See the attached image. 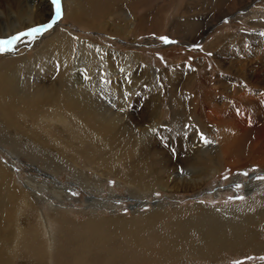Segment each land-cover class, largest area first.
<instances>
[{
	"label": "bare ground",
	"instance_id": "bare-ground-1",
	"mask_svg": "<svg viewBox=\"0 0 264 264\" xmlns=\"http://www.w3.org/2000/svg\"><path fill=\"white\" fill-rule=\"evenodd\" d=\"M180 1L181 0H179V2ZM250 1L252 2L255 0H239V3L232 2L230 7L228 8L229 10L227 9L226 11H224V14L234 15L235 11L238 10L241 5H243L244 3L246 5V2L248 4ZM182 3L184 2H181V4ZM55 10L56 9L52 4V0H50V2L48 0H0L1 39L7 40L12 36H16L18 33L26 32L31 28L49 23L50 18L53 17ZM70 12H72V10H70ZM78 15L79 11L77 9L74 12V16L77 17ZM131 15H134V17H132V20H134V22L132 21L131 23L130 20L127 21L131 23L129 24L128 32L130 34H133L132 32H134L137 26V19L134 11L131 13ZM195 15L182 20V24L188 29L193 30L194 28H200V30L197 32L196 30L190 32L191 34H195V36H193L194 42L197 39L203 40V38H205L207 34L214 31V28L218 22L217 19H215L216 17L214 16ZM196 19H199L200 21ZM201 20L203 22H201ZM166 22L168 21L166 20ZM58 24L59 23L57 22L54 27L45 30L42 34L33 33L32 37H26L18 43L14 42L15 49L13 51L0 54V135L5 136L9 139V141L6 140L4 142H10L12 145H14L13 152L18 153L17 149L24 148V150L28 153L27 155H41L40 157H42L45 162H49V169L50 167L53 169L57 165L60 167L63 166V164H65V166L70 164L72 165L73 172L77 179H82L81 182H83V180L85 182L86 180H88L87 173L82 170L83 165L80 162L67 158V151L69 150H72L73 152L78 154H84V157H86V161L88 164H94L97 167L101 168H98L100 172L97 174L100 182H102V179L105 175H108V168L113 167V164H115L116 160L113 159L112 156H134V158L130 159L128 162L127 174H125L126 176L120 179H122L123 182H125L128 186H135L136 188H138L140 184V186L144 187L146 191L145 195L147 196H149L151 192L156 190L158 187L161 189L165 187L162 184H169L170 180H172L171 182H173V188L179 187V185L181 184L179 183V181L183 180L187 181L186 183L181 184V187L183 188H194L197 186L199 187L202 182H205V180L213 177L218 171L222 170L227 162L230 165H233L234 168L239 167L240 164L238 163L241 159L230 158V156L232 152L235 151L236 146L241 144L240 142L243 140L247 132L250 131L251 123L245 120L251 119L252 113L262 114L259 111H262L260 109H264V94L260 95L257 98L254 96L255 90L264 87V36L252 37L250 33H248L249 31H247V34L245 33L242 35L226 33L228 37L225 36L226 38L220 37L219 39H217L215 44L216 46L218 43L220 47V43H223L220 48L222 56H216L215 58L217 64L219 65V72H221L219 73L221 76L217 80L220 85L218 87V91H213L212 89L210 91H205L204 86L207 82V74L200 75L195 73L194 70L187 71L185 74L183 72L184 70L180 72H174V78L179 82L178 86L177 83H175L174 85L175 93L180 100V104H177L179 106H177L176 108L175 106L171 107L173 117H181L184 121L187 118L188 114L192 115L193 111H190L189 113L186 108H189L191 105L193 107L194 101L195 106L197 105L196 101H198L199 104L204 107H206V103H210L213 106L206 112V117L211 122V125L208 128L209 133L210 135L214 133V135H211L210 140L215 141V153L217 154V158L207 163L208 161H206V159H204L201 155L190 154L183 146V144H180V140L177 139V137H175L172 133H168V135H165L163 130H161L160 133L161 135H163L162 138H166L170 141L169 148L162 146L160 143L162 141L159 142L152 137L150 129L152 128V126L156 125V121L159 120L160 106L158 105V103H161V101H158L152 106L145 102L141 106L139 105L140 108L137 113L133 114L131 118L129 117V121L134 123V125H139L144 128L142 129L140 127V129H137L136 136L139 138L138 143L141 140H145L147 137V139L151 140L153 148L149 149L148 147H139L138 143L135 144L136 139L129 140L127 143L129 145L128 146L125 143V139H128L130 130L127 129L128 127L127 125H125L126 122H123L126 117V111L119 112V115H117L115 112V117L111 113L103 114L101 108L97 107V105H95L94 103V100L89 97L88 88L79 87L82 82H80V78L78 77L77 72L73 70L75 69L73 67V61H75V59L77 58L76 63L82 64V66L79 65L81 66L80 68L82 71V77L85 76L90 81H97L99 78L98 73L96 72L97 67L93 62L94 57H89L86 54L84 55L81 51L85 50V44H83L81 48H77L78 46H75L77 44V41L73 39L74 37H64L62 39V37L59 36L60 31H58ZM63 36H66L64 32ZM3 47L12 48V45L5 44L3 45ZM232 47H235L238 53H236ZM75 48L78 50L77 56L76 58L72 56L75 59L72 58V60H70L69 56L72 54V52L75 51ZM99 50H101L103 55L100 56V58L102 59L101 63L103 65L102 74L104 82L102 83L104 84V86L107 85L109 87L111 86V83L108 80V76H114L117 70L110 66L111 60L109 59V53H106V55H104L105 49L99 48ZM131 58L132 57L130 53H128V55L125 54V56H117L114 61H118L119 63H121V70H126V74H128V70H130V68L128 67L131 66ZM53 62H55V67L57 64L58 66H60V72L56 73L55 75V68H52ZM63 62H65L64 66H62L61 64ZM144 70L147 72L146 69ZM65 77L70 78L72 82L70 85H64V81H67L65 80ZM32 82H35L37 84L36 88H26V85L28 86ZM102 83L100 82L101 85H103ZM114 87L115 85L113 84L111 88L114 90ZM131 90H133V88L129 89V93ZM191 91H194L196 93V98L194 100L192 98ZM110 92L112 91L110 90ZM218 95L219 98H217ZM232 100L241 104L245 103L248 108H244L242 105L237 107L235 106L234 110L239 114V119L237 121L235 120V122L232 121V123H230L228 122V120L233 117V112L227 111L226 105L229 101ZM43 121L45 123L47 122L46 125L50 129V131H56V133H54L52 136L54 138V143L52 144L47 142L45 134L44 136H42L41 134L42 132L40 124L41 122L44 123ZM55 127L60 130H64V132L60 134L58 130H55ZM66 128L70 130L68 131ZM255 134L256 135L253 138V144L251 145V148H248V151H250V153L247 154V157L250 159L252 157H256L254 150L257 147H260L259 141L262 140L261 137L262 135H264V131L261 125L256 128ZM245 139L247 140V138ZM50 140L51 142L53 141L52 139ZM126 145L128 146V148L124 147ZM262 147L264 148V144ZM241 149H243V147ZM126 150H129L131 152L135 150V154L127 152ZM243 151L245 152V150ZM244 152L242 154H244ZM55 154L58 155L56 156V158L54 156ZM261 155L262 158L258 157L255 159L256 161H254L264 164V153ZM245 160L246 161L244 163L246 164V157ZM245 164L241 163V165ZM182 167H188L192 169L191 175L189 176H195L193 178V183H190L191 180L188 179L189 176L184 171L178 172V174L175 172L176 175H172L173 173L171 172H173V170ZM8 170L9 169H7L6 166L2 165L0 162V264H15L16 257L14 253L16 254V252L20 250V243H26L31 237L33 240L37 239L40 235V230L42 231V228L40 229L41 222L45 235H47L50 244H53L54 233L52 228V221L50 220L49 214H46L38 208L36 197H40V195L38 194V190H40L39 187L50 189V191L55 196L57 195L58 198H62L63 195L65 196L66 194L63 193V187L58 186V188L56 189L55 187L51 188L50 186H48V188L45 183L39 185L38 181L32 178H27V180H25V184L22 183L21 185L12 178L13 176ZM175 180L178 182H176ZM152 184L158 185L157 188H152ZM135 187H133V189ZM250 187L252 186L249 185L248 190H250ZM98 188L96 190H100ZM91 200L92 199L90 198L87 202L90 203ZM247 202L245 205L234 206L230 208L225 207V209H209L204 206H195L197 208L195 212L201 214V216H204V218H214L215 223H217L218 221L222 222L219 228H212V230H207L201 226H193L191 222H188L189 229L186 228L187 230H185L183 227L181 228L179 226H176L173 229H168V231L173 232L171 234L168 231L160 232L161 230L158 228L159 221L164 219V217L170 212L167 205L161 202L155 203L154 209L150 210L147 213H144L142 216L140 215L141 217L139 218H137V216L135 215L134 217H132V219L112 217L111 219H109V221L108 219L105 221H98L96 218L91 216L85 222L89 227L90 232L88 231V233H90V236L87 235L88 233L86 234L80 232L75 237V247L77 248L81 246L82 250V262L79 264H92V261L89 258V256L93 255L92 253H94L92 247L104 242L105 238L107 240L110 236H118L119 234H123L128 239V242L129 244H131L132 249L138 251L141 250L140 252L145 254V256L143 257H131V259H128V261L132 260L131 262H137L138 260V262L140 263L143 259V261L145 260L146 262L148 261L152 263H161L168 259L181 260L182 256L187 254L195 257L208 258L210 260L218 259L219 254H221L224 250L226 251V249H240L242 247L240 246L241 244L249 245L248 239H250L251 232L241 229V227L238 225L242 222H244L245 224L247 220H255V217L252 218L253 214L250 213L251 216L247 215L249 213L247 212L249 210V204ZM260 204H262V202ZM88 206L91 208L92 204H88ZM243 206H246V209H244ZM56 207L57 206L52 204L53 209H56ZM136 207L137 206H133L135 214L137 211ZM260 209H258L259 215L264 213V210ZM37 210L39 211V219L35 218L37 216ZM86 210L89 211V209ZM233 219L237 221H234V223H232L231 220ZM240 220H242V222ZM260 221L261 220L257 222L260 224ZM206 222H208V220H205V223ZM261 223L263 222L261 221ZM32 226L33 228H31ZM9 229H11V236ZM144 232L150 233L151 236L155 239L156 237H158L157 239H159V241H162V243H169L170 245L163 246L162 251H160L159 249L157 253H153V251L155 250L152 249L151 243L143 237ZM172 237H176V240H174ZM37 241L38 243L40 242L38 239ZM178 241L180 242V245H176V243H179ZM259 243L261 244V242ZM8 244L10 246V252H8L7 254L5 248H7L6 246ZM30 246H33V248H35V244ZM110 249L111 248L109 247V249L107 250L106 264H117L120 260L124 259V255L121 251L113 253ZM38 253H42V251ZM46 254L47 253H45V256ZM236 254L238 253L236 252ZM36 255L38 257V254ZM224 255L222 254V257ZM49 258L52 257L50 256ZM44 263L45 262H43V264ZM24 264H41V262H39V260L38 262L24 260Z\"/></svg>",
	"mask_w": 264,
	"mask_h": 264
},
{
	"label": "rangeland",
	"instance_id": "rangeland-1",
	"mask_svg": "<svg viewBox=\"0 0 264 264\" xmlns=\"http://www.w3.org/2000/svg\"><path fill=\"white\" fill-rule=\"evenodd\" d=\"M48 1L50 2V0ZM181 2L184 3L181 4ZM232 2L239 3V0H181L180 2L179 0H61L62 14L58 21V31H60L59 36L62 37V39L64 37H74L73 39L77 41V44L75 45L78 46L77 48H81V46L85 44V50H82L81 52L89 57H94L93 62L97 67L96 72L98 73L99 81H90L87 79V77H82V71L80 68L82 64L76 63L78 50L75 48V51L72 52L69 58L70 60H72V58H76L75 61H73V67L75 68L73 70L77 72L78 77L80 78V82H82L79 87L88 88L89 97L94 100V103L95 105H97V107L101 108L103 114L111 113L115 117L116 114H120L119 112L126 111L127 118L125 117V120H123V122H126L125 125H127V129L130 130V136L128 135V139H125L126 144L131 139H136L135 144L138 143L139 138L136 136L137 129H140V127L144 129L142 126L134 125V123L129 121V117L131 118L133 114L137 113L143 103L147 102L152 106L158 101H161V103H158V105L160 106L159 120L156 121V125L152 126V128L150 129L152 137L159 142L162 141L160 142L162 146L169 148L170 141L166 138H162L163 135L160 134L161 130H163L165 135H168V133H172L175 137H177V139L180 140V144H183V146L190 154L201 155L204 159H206V161H208L207 163L217 158V154L215 153V141L210 140L211 135H214V133L210 135L208 128L211 125V122L206 117V112L213 107L212 104L206 103V108L200 105L198 101H196L197 105L195 106L194 101L193 107L191 105L189 107L190 109L188 107L186 108L189 113L190 111H193L192 115L188 114L187 118L184 121L181 117H173L171 107L175 106L176 108L177 106H179L177 104H180V100L175 93L174 85L175 83H177L178 86L179 82L174 78V72H180L184 70L183 72L185 74L187 71L194 70L195 73L200 75L207 74V82L204 86L205 91H210L211 89L213 91H218V87L220 85L217 80L221 76L219 74L221 72H219V65L217 64L215 58L216 56H222L220 48L223 43H220V47L218 43L216 46L215 44L217 39H219L220 37H228L226 33L242 35L245 33L247 34V31H249L248 33H250L252 37L264 36V0H255L252 2L250 1L252 4L250 2L247 4L246 2V5L245 3L241 5L238 10L235 11L234 15H225L224 11H226L230 7ZM77 9L79 11V15L77 17L79 18L74 16V12ZM70 10H72V12H70ZM133 11L135 12V16L137 19V26L134 32H132L133 34H130L128 32V28L129 24H131L132 21L134 22V20H132V17H134V15H131ZM192 15H208L216 17L215 19H217L218 22L214 28L215 32L212 31L207 34L205 38H203V40L197 39L194 42L193 36H195V34H191L190 32H192L193 30H196L197 32L200 30V28H194L192 30L188 29L182 24V20H185V18H190V16ZM129 20L131 21V23L127 22ZM166 20L168 22H166ZM196 20L200 21L199 19ZM201 22L203 21L201 20ZM74 24H76L78 27ZM63 32L66 34V36H63ZM161 37H166L169 42H164L160 39ZM1 38L2 37H0V39ZM98 47L101 49H105L104 55H106V53H109V59L112 61H110V66L117 70L114 76H108V80L111 83V86L109 87L107 85L104 86V84L102 83L104 82L102 74L103 65L101 63L102 59L100 58L102 52ZM232 48L236 53H238L235 47ZM128 53H130L132 57L130 61L131 66L128 67L130 68V70L127 69L130 73H128L129 75L126 74V70H121V63H119L118 61H114L117 56H125V54L128 55ZM72 56H74L75 58ZM54 63L55 62H53L52 64V68H55V75L56 73L60 72V66H58L57 64L55 67ZM61 64L62 66H64L65 62ZM144 69H146L147 72ZM65 78V80L67 81H64V85H70L72 83L70 78ZM100 82L103 85H101ZM113 84L115 85L114 90L111 88ZM36 86L37 84L35 82H32L30 85H26V88L34 89L36 88ZM130 88H133V90H131L129 93ZM110 90L112 92H110ZM191 94L194 100L196 98V93L194 91H191ZM254 94L256 98L260 95H263L264 87L255 90ZM217 98H219V95L217 96ZM173 100H175L177 103ZM241 105L244 108L247 107L245 103L241 104L234 100L227 103L226 110L233 112V117L230 118L228 122L232 123V121L235 122V120L237 121L239 119V114L234 110V107ZM260 110H262L259 111L262 114L252 113L251 119L245 120L251 123L250 131L247 132V134L243 138V142H240L242 145L239 144L236 146L235 151L237 152L233 151L230 156V158H239L242 160V162L241 160H239L240 162L238 164L240 165L238 168H234L233 165H230L227 162L222 170L218 171L213 177L205 180V182H202L199 187L197 186L194 188L181 187L182 183L187 182L185 180L179 181V183L181 184L176 188L172 187V180L169 181V184H162L165 186L162 189L159 187L157 188L158 185L152 184V188L156 187L157 189L152 191L149 196L145 195L146 191L143 186H140V184L139 187L137 186L138 188H136L135 186H128L125 182H123L122 179H120L126 176L125 174H127L128 162L130 159L134 158V156H112V158L116 160L115 164H113V167L108 168V175H105L102 179V182H100L99 178L97 177V174L100 172V170H98L99 167L94 164H88L86 161V157H84V154H78L73 152L72 150H69L67 151V158L80 162L83 165L82 170L87 173L88 180H86V182L84 180L83 182H81L82 179H77V177L75 176L72 165L69 164L65 166V164H63V166L60 167L57 165L53 168L56 170H53L51 167L49 169V162H45L44 159L40 157L41 155H27L28 153L24 150V148L17 149L18 153L13 152L14 145H12L10 142H4L6 140L9 141V139L5 136L0 135V162L2 165L6 166L7 169H9L8 171H10L14 180L22 185V183L25 184V180H27V178H32L37 180L39 185L45 183L47 187H55L56 189L58 188V186L63 187V193H66L62 198H58V196H55L50 191V189L39 187L40 190H38V194L40 195V197H36L37 206L40 210H42L46 214H49L50 220L52 221L54 242L53 244H50L47 235H45L42 222L40 221V229L42 228V231L40 230L41 236L39 235V237L37 238L40 242L38 243L37 239L33 240L31 237L26 243H20V250H18L16 254L14 253L16 257L15 264H24V260L36 262H38L39 260L41 264H43V262H45L44 264L81 263L82 250L81 246L77 248L75 247V237L80 232L86 234L88 233V231L90 232L89 227L85 222L91 216L96 218L98 221H105L107 219L109 221V219H111L112 217L132 219V217H134L135 215L137 216V218H139L144 213H147L150 210L154 209L155 203L161 202L167 205L170 212L164 217V219L159 221L158 228L161 230L160 232L168 231V229H173L176 226H179L181 228L183 227L185 230H187L189 229L188 222H191L193 226H201L204 229L212 230V228H219L222 222L218 221L217 223H215L214 218L206 219L204 218V216H201V214L196 213L195 211L197 209V206H204L209 209H225V207L230 208L234 206L245 205L247 200V203L249 204V210L247 211L249 213L247 215H250V213L253 214L252 218L255 217V220H247L245 224L244 222H242V220H240L242 223H239L238 225L241 227V229L251 232L250 239H248L249 245L241 244L240 246L242 247L240 249H226V251L224 250L221 254H219L218 259L210 260L208 258L195 257L187 254L182 256L181 260L168 259L161 263H152L148 261L146 262L145 260L143 261L142 259L140 263L138 262V260L137 262L133 261V263L131 262L132 260L128 261V259H131V257L134 256L143 257L145 256V254L140 252L141 250L138 251L132 249L131 244H129L128 239L123 234H119L118 236L113 237L110 236L107 240L104 236V242L92 247L94 253H92L93 255H90L89 258L91 259L92 264H106L107 250L110 247V250L113 253L121 251L124 255V259L120 260L117 264H238V262L239 264H264V213L259 215L258 210L260 208V210H264V179H258V177L264 178V164L255 162V159L258 157L262 158L261 154L264 153V148L262 147L264 144V135H262L261 137L263 142L262 140L259 141L260 147H257L254 150L256 157H252V160L247 157V154L250 153V151H248V148H251V145L253 144V138L256 135V128L261 125L264 131V109ZM46 124L47 122H41V134L42 136H44L45 134L47 142L52 144L54 143V138L52 136L54 133H56V131H50ZM66 129L68 131L70 130L68 128ZM55 130H58L60 134L64 132V130H60L57 127H55ZM202 135L207 141H210L205 143L204 140H202ZM245 138H247V140ZM50 139H52L53 141L51 142ZM127 145L124 147L128 148L129 145ZM138 145L141 148H153L151 140L147 139V137L145 140L139 141ZM247 145H249L250 147ZM242 147L243 149H241ZM20 149L22 152L20 151ZM243 150H245V152ZM126 151L135 154V150H133V152L129 150ZM243 152L244 154H242ZM71 155L74 158H72ZM54 156L56 158V156L58 155L55 154ZM245 157L247 159L246 164L244 163L246 161ZM241 163L245 165H241ZM190 169L191 168L188 167H182L173 170V172L171 173H173L172 175H176V173L178 174V172L184 171L189 176L191 175L192 171V169ZM189 177L188 179L192 181H190V183H193V178L195 176H192L190 178ZM237 185H239V187H237ZM249 185L252 186L250 187V190H248ZM133 187L135 188L133 189ZM97 188L100 190H96ZM240 197H242V199H240ZM90 198L92 200L90 203H88L87 201ZM261 202L263 205L260 204ZM52 204L57 206L56 209L52 208ZM88 204H92V207L90 208ZM133 206H137L136 214L133 210ZM243 208L246 209V206H243ZM86 209H89V211H87ZM36 212L37 216L35 215L36 217H31L39 219V211L37 210ZM204 219L206 221L208 220L209 223H205ZM259 220H261L263 223H261L260 221L259 224ZM231 221L232 223H234V221L236 222L237 220L233 219ZM253 223L254 225H257L254 226ZM31 228H33V226ZM10 231L11 229H9V232ZM168 232L170 234L173 233L171 231ZM87 235L90 236V233H88ZM143 237L151 243L152 249L155 250L153 251V253H157L159 249L160 251H162L163 246L170 245L169 243H162V241H159V239H157L158 237H156L155 239L151 236L150 233L144 232ZM173 239L176 240V237H174ZM46 240H48L49 242ZM259 242H261V244ZM252 243L255 244L253 245ZM34 244L35 248H33V246H30ZM157 244H159L160 246ZM176 245H180V242L176 243ZM54 246L57 248H55ZM6 247V250H4L8 254V252H10L9 244ZM41 251L42 253H38ZM236 252L238 254H236ZM45 253H47L46 256ZM36 254H38V257ZM40 254L42 257L40 256ZM222 254L225 255L222 257ZM50 256L52 258H49Z\"/></svg>",
	"mask_w": 264,
	"mask_h": 264
},
{
	"label": "snow or ice",
	"instance_id": "snow-or-ice-1",
	"mask_svg": "<svg viewBox=\"0 0 264 264\" xmlns=\"http://www.w3.org/2000/svg\"><path fill=\"white\" fill-rule=\"evenodd\" d=\"M52 4L54 5L56 10L54 12L53 17L50 18L49 23L31 28V29L27 30L26 32L18 33L16 36H12V37L8 38L7 40L0 39V53H6V52L13 51L15 49L14 42L18 43L26 37H32L33 33L42 34L45 30L51 29L52 27H54V25L59 21L61 14H62L61 13V0H52ZM160 39L166 43L169 42L166 37H161ZM5 44L12 45V48L3 47V45H5ZM202 140H204L205 143L208 142L203 137V135H202ZM258 179H264V178L258 177ZM237 187H239V185H237ZM240 199H242V197H240ZM238 264H239V262H238Z\"/></svg>",
	"mask_w": 264,
	"mask_h": 264
}]
</instances>
